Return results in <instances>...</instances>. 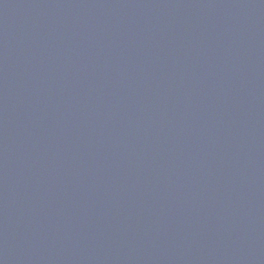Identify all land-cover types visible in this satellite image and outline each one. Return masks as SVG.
I'll list each match as a JSON object with an SVG mask.
<instances>
[{"label":"water","instance_id":"obj_1","mask_svg":"<svg viewBox=\"0 0 264 264\" xmlns=\"http://www.w3.org/2000/svg\"><path fill=\"white\" fill-rule=\"evenodd\" d=\"M0 264H264V0H0Z\"/></svg>","mask_w":264,"mask_h":264}]
</instances>
